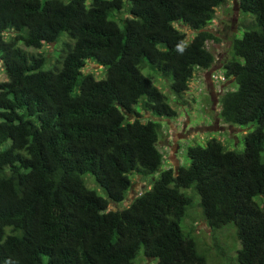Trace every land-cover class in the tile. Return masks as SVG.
<instances>
[{
	"label": "trees",
	"instance_id": "1",
	"mask_svg": "<svg viewBox=\"0 0 264 264\" xmlns=\"http://www.w3.org/2000/svg\"><path fill=\"white\" fill-rule=\"evenodd\" d=\"M225 1L0 0V264H135L142 250L156 264H208L181 225L189 189L210 228L236 226L238 264H264V0H238L254 23L224 64L236 88L221 96L219 119L255 124L244 150L215 137L189 146V166L164 170L127 207L110 209L126 199L131 174L163 165L153 117L177 115L143 69L185 93L196 68L216 61L207 42L219 38L205 26ZM176 22L197 31L190 42ZM61 40L62 58L48 68L44 53L22 46ZM89 60L105 78L84 73Z\"/></svg>",
	"mask_w": 264,
	"mask_h": 264
},
{
	"label": "rangeland",
	"instance_id": "2",
	"mask_svg": "<svg viewBox=\"0 0 264 264\" xmlns=\"http://www.w3.org/2000/svg\"><path fill=\"white\" fill-rule=\"evenodd\" d=\"M128 7L115 17L128 15ZM254 21L249 15H245L238 5V0H226L217 8L213 20L207 23L206 29L213 31L219 40L207 42L208 48L216 55V61L209 69L196 68L190 81L189 89L182 95L174 93L170 88V81L149 68L143 69V73L164 92L170 105L177 111L174 118L153 119L161 123V135L158 142L159 149L163 152L164 162L161 169L153 174H131L132 186L126 199L116 205L111 204L110 209H122L127 207L136 196L149 190L155 179L168 168H177L179 165L189 166L190 159L187 156L189 146H205L213 137L220 139L229 150L243 151L245 148V135L255 127V124L246 126L225 124L219 119L220 98L230 90L236 88L233 78L225 74L224 64L232 57L231 44L235 37L241 38L244 31L252 27ZM122 25V24H121ZM175 26L186 34L185 43H188L196 35L197 31L189 26L176 22ZM14 31L5 32L7 39L14 37ZM66 39V37H63ZM62 40L45 44L41 49L23 48L28 52H42L47 56L46 68L53 66L62 58ZM84 73H91L96 79L106 77V69L94 60L87 61ZM7 80L3 62L0 58V81ZM142 113V120L146 122L152 117L150 113L138 106ZM2 146L1 149L5 148ZM178 160V161H177ZM264 161V151L262 153ZM88 187L98 194L106 196L102 188L96 183L92 175H85ZM194 196L193 207L182 220L181 225L187 232H192L199 244V252L205 251L208 264H238L237 250L241 244L237 238V229L233 223L221 229H212L205 221L202 210L198 204L199 197L192 189L186 190ZM135 264H156V259L145 257L143 250L135 259Z\"/></svg>",
	"mask_w": 264,
	"mask_h": 264
},
{
	"label": "crops",
	"instance_id": "3",
	"mask_svg": "<svg viewBox=\"0 0 264 264\" xmlns=\"http://www.w3.org/2000/svg\"><path fill=\"white\" fill-rule=\"evenodd\" d=\"M178 161V160H177Z\"/></svg>",
	"mask_w": 264,
	"mask_h": 264
}]
</instances>
